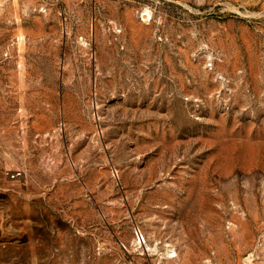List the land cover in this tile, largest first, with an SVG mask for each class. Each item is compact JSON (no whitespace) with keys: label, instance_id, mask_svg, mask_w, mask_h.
Returning <instances> with one entry per match:
<instances>
[{"label":"rangeland","instance_id":"1","mask_svg":"<svg viewBox=\"0 0 264 264\" xmlns=\"http://www.w3.org/2000/svg\"><path fill=\"white\" fill-rule=\"evenodd\" d=\"M0 264H264V0H0Z\"/></svg>","mask_w":264,"mask_h":264}]
</instances>
